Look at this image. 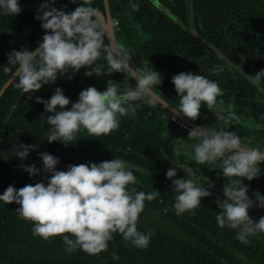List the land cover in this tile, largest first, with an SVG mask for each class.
<instances>
[{"label":"trees","instance_id":"trees-1","mask_svg":"<svg viewBox=\"0 0 264 264\" xmlns=\"http://www.w3.org/2000/svg\"><path fill=\"white\" fill-rule=\"evenodd\" d=\"M18 2L22 9L18 15L0 12V88L15 70L4 72L2 66L8 63L7 54L13 49L32 50L44 35L41 21L35 18L44 0ZM81 2L77 0V4ZM108 2L117 45L131 53L135 68L153 66L162 75L163 83L153 91L177 108L179 97L172 83L175 74L192 72L217 81L224 93L217 100L225 102V109L232 104L231 110L240 117L239 121L230 122L229 131L264 145V119L260 118L264 114V93L258 92L246 76L264 70V0ZM132 3L139 4V11H133ZM77 4L55 0L54 6L71 12ZM91 4L103 11V0H91ZM105 43L108 44L106 38ZM97 63L106 62L102 58ZM216 65L224 69L219 75L212 72ZM88 70L81 69L73 79H68V75H73L69 70L55 84L44 85L32 93L31 99L16 88L15 78L4 90L0 96V195L9 185L19 189L41 180L47 183L39 156L43 152L59 158L57 170L60 171H66L69 165L119 157L128 163L138 181L129 188L146 193L157 190L161 194L153 201H145L137 224L138 231L151 230L154 234L144 249L133 247L117 232L107 250L99 254L80 249L68 252L62 236L44 239L34 235L33 223L16 211L19 205L0 201V264H264V233L249 236L250 243L244 244L236 239L237 229L218 226L216 217L220 209L216 201L224 198L222 188L228 178L223 177L218 166L209 168L210 164H198L195 159L187 160L175 154L171 129L185 130L173 120L175 114L154 98L133 102L136 115L120 117L119 128L110 134L96 137L82 128L67 146L63 140L47 142L46 134L51 126L41 116L50 113H45L44 105L37 103L36 97L48 100L59 87L76 102L79 93L90 86L104 91L107 79L120 81L122 86L125 82L135 84V80L122 73L87 77L84 72ZM221 115L226 116L227 111L209 110L202 104L200 116L208 120L201 125L219 129L223 126ZM250 117L258 119L263 127L248 126L246 119ZM19 143L37 147L21 161L11 151ZM33 163L41 169L40 175L30 176L19 167ZM173 166L178 167L174 179L187 178L190 173L188 178L204 182L207 177L214 184L209 189L212 195L204 198L200 207L179 216L174 208L176 193L172 191V180L166 176ZM260 167L258 178L244 181L252 199L254 192L264 195V163ZM249 215L258 222L264 217V209L253 207Z\"/></svg>","mask_w":264,"mask_h":264},{"label":"clouds","instance_id":"clouds-1","mask_svg":"<svg viewBox=\"0 0 264 264\" xmlns=\"http://www.w3.org/2000/svg\"><path fill=\"white\" fill-rule=\"evenodd\" d=\"M71 2L77 4V0ZM54 4L55 0H44L35 17L44 30L42 41L32 50L13 49L7 54L8 63L2 67L6 73L15 68L16 88L31 99L32 93L44 85L55 84L58 77L68 74L69 70L73 75H68V79H73L75 73L85 68L89 69L84 72L87 77L122 73L135 80L134 85L125 82L122 86L120 81L107 79L104 91L90 86L79 93L76 102L59 87L48 100L36 97V102L44 105L45 113H50L47 117L41 116L51 126L46 134L47 142L63 140L67 146L82 128L96 137L117 130L120 117L136 115L133 102L154 97L153 89L163 83V77L153 66L135 68L131 53L123 46L113 48L105 43L104 25L91 0H82L71 12L57 9ZM131 7L139 11V4L132 3ZM21 10L18 0H0V12L4 15L16 16ZM102 58L106 63H97ZM223 70L219 65L212 68L215 75ZM246 76L258 92L264 93V70ZM172 83L179 97V105L173 112L195 121L202 104L209 110L227 111L226 116L219 118L223 121L222 127H195L189 131L188 138L199 141L193 145L196 163L218 166L223 177L228 178L222 188L224 198L216 201L220 209L216 217L218 226L237 229L236 239L248 244L249 236L264 233V217L257 222L249 215L253 207L264 209V195L254 192L255 199L250 198L249 186L244 181L261 175L264 150L250 146L252 139L229 131L230 122L239 121L240 117L231 110L232 104L225 109V102L217 100L224 95L217 81L192 72H180L172 77ZM260 118L264 119V114ZM36 147L19 143L11 151L23 161ZM39 156L47 183L41 180L19 189L9 185L0 195V201L5 204L19 205L16 211L21 218L33 223L34 235L44 239L62 236L66 251L80 249L92 255L106 251L117 232L133 247H148L154 232L142 233L137 224L145 201H153L161 194L157 190L146 193L129 188L138 181L125 160L116 157L99 163L69 165L66 171H60L57 170L58 157L47 152ZM19 167L33 177L41 174L35 163ZM177 168H169L166 176L172 180V191L176 193L174 208L179 216L200 207L201 201L212 195L209 189L214 184L207 177L204 182L188 178V172L187 178L174 179Z\"/></svg>","mask_w":264,"mask_h":264},{"label":"water","instance_id":"water-1","mask_svg":"<svg viewBox=\"0 0 264 264\" xmlns=\"http://www.w3.org/2000/svg\"><path fill=\"white\" fill-rule=\"evenodd\" d=\"M97 12L99 14V17L101 19L102 24L104 25L105 38H106L108 44H111V46L113 48H116L118 45L115 41L113 19H112L108 0H103V11L97 10ZM14 72H15V70H14ZM14 72L10 75V77L5 81V83L0 88V96L3 94L4 90L8 87V85L15 78ZM153 93H154V97H152V98H154L156 101L160 102L162 105H164L170 111H172V109H174V107L172 105H170L164 98L159 96L155 91H153ZM173 114H175L178 118L185 121L186 123L192 125L194 128L195 127H204V126L199 125L195 121L190 120L189 118L183 116V114H177L175 112H173Z\"/></svg>","mask_w":264,"mask_h":264},{"label":"crops","instance_id":"crops-1","mask_svg":"<svg viewBox=\"0 0 264 264\" xmlns=\"http://www.w3.org/2000/svg\"><path fill=\"white\" fill-rule=\"evenodd\" d=\"M207 120L208 118H206V116H200L198 119L195 120V122L201 125V123L204 124L205 122H207ZM249 120L250 119H246V122L247 121L249 122ZM171 133L175 138V143H174L175 154H180L183 156L184 159H187V160L194 159L193 145H195L199 141L194 140V139H189L188 132L179 130L178 128H172ZM244 142L247 143L245 140ZM261 150H264V149H261ZM210 167L211 165H209V168Z\"/></svg>","mask_w":264,"mask_h":264},{"label":"rangeland","instance_id":"rangeland-1","mask_svg":"<svg viewBox=\"0 0 264 264\" xmlns=\"http://www.w3.org/2000/svg\"><path fill=\"white\" fill-rule=\"evenodd\" d=\"M247 125L250 126L251 128H259V127H263V125H261V123L258 121V119H253L250 117L249 122L247 121ZM253 146H258L261 149H264V145L257 143V142H252ZM195 179V178H194Z\"/></svg>","mask_w":264,"mask_h":264},{"label":"built area","instance_id":"built-area-1","mask_svg":"<svg viewBox=\"0 0 264 264\" xmlns=\"http://www.w3.org/2000/svg\"><path fill=\"white\" fill-rule=\"evenodd\" d=\"M114 22H117V21H114ZM173 120L176 123H178L188 133H189L190 130H192L194 128L192 125H190V124L186 123L185 121L181 120L176 115H173Z\"/></svg>","mask_w":264,"mask_h":264}]
</instances>
